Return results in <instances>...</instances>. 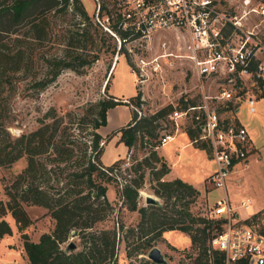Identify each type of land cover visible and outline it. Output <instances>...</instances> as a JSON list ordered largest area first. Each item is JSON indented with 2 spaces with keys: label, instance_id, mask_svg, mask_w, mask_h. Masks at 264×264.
I'll list each match as a JSON object with an SVG mask.
<instances>
[{
  "label": "rangeland",
  "instance_id": "1",
  "mask_svg": "<svg viewBox=\"0 0 264 264\" xmlns=\"http://www.w3.org/2000/svg\"><path fill=\"white\" fill-rule=\"evenodd\" d=\"M80 1L91 19V12L94 8L93 0ZM252 1L258 3L259 0ZM53 12V10H48L45 13L48 24L43 38H37L30 31L27 32L29 24L15 26V31L2 32L0 48L8 52L12 58L8 67L0 68L1 143H7L20 133L34 129L39 124L38 118L50 106H54L58 115L63 116L64 123L70 126L69 131L73 133V137L77 140L81 139L86 126L84 123H79V120L84 111L89 114L95 111L91 103L106 97L109 91L117 94L119 98L127 100L139 91V102L121 103L107 111V121L100 128V132L105 135L100 141V144L103 143L104 146L102 160L107 161L122 149V143L113 137L117 135L107 136V134H111L131 118L132 111L129 104L140 117L151 114L169 103L176 108L185 102H200L201 87L191 69L190 59L180 55L186 52L185 43L183 40L175 38L173 30L157 31L147 40L130 41L129 38L119 44L117 36L105 33L94 23H91L90 31L96 33L93 44L96 46L92 48H100L99 57L86 65L81 72L70 68L62 69L54 81L40 89L35 85V80L47 76V58L54 53H59L65 47L69 35L68 28L81 20L84 23L93 22L92 19L88 21L74 15L69 9L58 13ZM94 27L99 31L95 32ZM161 40L167 41L166 48L162 47ZM112 47L115 48L114 53L108 50ZM164 50L168 52V55L158 57L161 68L157 72L147 70L144 80H140L139 74L131 73V66L136 67L135 60H139V58L146 61L151 60ZM17 53L21 54V58H18ZM16 62L20 64V67L14 69L13 66ZM148 68L150 69L149 64ZM105 84H108V87H105ZM213 84L215 87L216 82L213 81L211 86ZM257 107L256 113L249 114L246 112L245 106H241L239 117L251 132L254 148L249 152L245 163L242 162L235 166L226 186L231 199L249 197L252 200L253 211L259 210L258 212H260L264 210V100H260ZM224 115L229 116V112H225ZM184 120L179 119L180 126L176 132L174 122L170 117L166 121L161 120L167 130L175 132L174 140L165 145H159L155 149L158 154L164 155L169 165L175 161L170 166L171 169L165 179L182 176L192 181L200 189L195 199L190 201L189 211L193 216L206 218L205 214H207L209 204L220 196L221 191L211 188V184L207 180V174L214 166L208 156L207 148L196 145L200 142L181 146L190 138L188 136L190 125L188 121L183 122ZM144 138H147V135H144ZM148 148L137 140L129 154L125 156L124 167L118 173L120 176H118V182L109 183L111 186L108 185L107 195L115 204V211L110 219L97 223L98 227L112 225L115 214L121 217L125 224L137 222L139 216L137 211L119 208L117 187L119 182L123 181L121 177L129 178L135 174L132 166H135L138 160L148 154ZM25 163V158L21 157L9 165H0V196L3 198L0 202L5 205V212L0 214V218L7 220L12 229L11 234L0 239V259L6 257L11 261H17L16 264L28 263L23 248L22 232L34 240L38 239L42 232L50 231L54 225V219L46 207L21 201L22 207L30 218V223L20 231L18 223L6 206L10 199L8 191H15V175L24 167ZM155 164L156 166L160 165L158 161ZM156 186L157 182L152 178L149 170L146 171L144 183L139 189L142 191H139V205L147 204L145 203L146 194H152L158 198L161 204H165V199L155 192ZM113 191L116 193L115 196H112ZM187 199L189 197H185L182 201ZM173 200V198L169 200L166 208H171ZM179 204L181 203H176L175 206L177 207ZM246 214L244 210H241L242 216H246ZM258 214L260 215L257 220L262 224L264 222L263 213ZM165 232L163 231L155 240L154 246L160 248L167 260L166 264H191L193 256L197 254V248L191 245L188 233L178 229H169ZM68 240L79 243V238L75 235L70 236ZM117 253V264H131V262L144 264L142 258L151 264H162L149 259L147 253L128 257L124 240H120Z\"/></svg>",
  "mask_w": 264,
  "mask_h": 264
},
{
  "label": "trees",
  "instance_id": "2",
  "mask_svg": "<svg viewBox=\"0 0 264 264\" xmlns=\"http://www.w3.org/2000/svg\"><path fill=\"white\" fill-rule=\"evenodd\" d=\"M67 9L78 17L91 20L80 0H3L0 2V38L3 31H15V26L20 24H29L26 31L43 38L48 24L46 11L58 13ZM91 23L81 20L68 28L65 47L47 58V76L35 80L37 87H46L64 68L81 72L99 57L100 48H92L96 46L93 45L96 33L90 31ZM98 28L94 27V31L98 32ZM108 50L115 52L114 47ZM17 55L21 58V54ZM11 58L8 52L0 48L1 69L8 67ZM19 67L18 62L13 66L14 69ZM139 97V91L127 101L114 99V95L107 93L106 97L91 103L95 111L91 114L84 111L80 117L79 123H84L86 127L78 140L69 131L70 126L64 123L63 116L58 115L54 106H50L38 118L39 124L34 129L20 133L7 143L0 142V165H9L21 157L26 161L15 175V191H8L10 199L6 204L19 230L22 231L30 223L21 201L46 207L54 219L53 228L42 232L37 240L30 239L22 232L27 264H117L120 240H124L128 257L138 256L147 253L162 232L169 229L188 233L191 245L197 248L191 264L221 263L219 250L211 248L209 240L221 228L222 220L191 214L189 203L199 194V190L179 177L163 179L170 165L153 148L161 129L166 128L161 120H168L174 109L170 103L140 117L132 109L130 121L107 134L110 136L120 132L119 140L128 148L137 140L149 148L148 154L132 166L135 174L129 178L121 177L124 181L119 182L117 187L119 208L137 211V222L125 224L115 214L112 225L97 226V223L110 219L115 211V204L107 196V188L109 183L118 182V173L125 161V157H119L110 164L102 163L103 143L100 144V141L104 137L98 128L106 123L110 107L139 102ZM187 103L178 108H183ZM198 132L199 128L189 126L191 140ZM196 145L206 147L204 143ZM157 161L159 166L155 164ZM148 170L157 182L155 192L165 199V204L139 205V189ZM185 197L189 199L182 201ZM171 198L174 199L171 208H166ZM176 203L181 204L176 207ZM4 212L5 205L0 202V214ZM258 213H263L264 217V210ZM258 213L251 215L247 221L259 223ZM259 229L264 233V222L259 223ZM11 231L8 221L0 218V238L11 234ZM72 235L79 238V243L74 241L76 246L66 249L68 238ZM142 263L151 264L144 258Z\"/></svg>",
  "mask_w": 264,
  "mask_h": 264
},
{
  "label": "built area",
  "instance_id": "3",
  "mask_svg": "<svg viewBox=\"0 0 264 264\" xmlns=\"http://www.w3.org/2000/svg\"><path fill=\"white\" fill-rule=\"evenodd\" d=\"M93 4V23L117 36L119 44L129 38L147 40L162 30H173L175 38L184 41L186 52L180 55L190 59L201 87V99L174 108L169 117L175 132L180 118L199 128L191 142L204 143L214 163L207 180L221 194L209 204L205 217L221 219L222 223L209 240L211 248L219 250L220 264H264V233L259 223L247 221L259 210L253 211L249 197L231 199L226 186L235 166L245 163L254 148L250 130L239 117L241 106L254 114L257 103L264 100V2L93 0ZM166 44L161 40L163 48ZM167 55L164 50L151 60L139 58L131 71L144 80L147 70L157 72L161 68L158 57ZM213 81L215 87L211 86ZM175 132L162 128L154 148L170 141ZM241 210L246 216L241 215Z\"/></svg>",
  "mask_w": 264,
  "mask_h": 264
},
{
  "label": "crops",
  "instance_id": "4",
  "mask_svg": "<svg viewBox=\"0 0 264 264\" xmlns=\"http://www.w3.org/2000/svg\"><path fill=\"white\" fill-rule=\"evenodd\" d=\"M130 71H131V68H130ZM131 73H133V75H134V72H132L131 71ZM109 93H111L112 95H114V97H117V98H119L118 97V95L117 94H115L114 92H112V91H109ZM135 95V94H134ZM133 96V95H132ZM131 97V96H130ZM121 99V98H120ZM123 100L124 99H126V98H122ZM118 105V104H117ZM116 106V105H115ZM129 106H130V109H131V111H132V106H131V104H129ZM113 107V106H112ZM111 108V107H110ZM109 108V109H110ZM108 111V110H107ZM130 119L131 118H129V119H127L126 121H125V123L124 124H126L127 122H129L130 121ZM183 122H185V121H183ZM124 124H122V125H124ZM121 125V126H122ZM100 128H101V126L98 128V131L100 132ZM119 128V127H118ZM101 133V132H100ZM251 133V132H250ZM101 135L102 136H105L104 134H102L101 133ZM114 135H117V136H113L114 137V139H118V141L119 142H121L122 143V149H120V151L117 153V154H115L111 159H109V160H105V161H103L102 160V154H103V151H102V153H101V157H100V159H101V161H102V163L103 164H110L111 162H113L114 160H116L117 158H119V157H125L126 155H128L129 154V152H130V150H131V148H128L122 141H120L119 140V137H120V132H117L116 134H114ZM189 136V135H188ZM112 137V138H113ZM174 140V137L170 140V141H168L167 143H169V142H171V141H173ZM107 142V141H106ZM167 143H165V144H167ZM190 144V143H192L191 142V139L190 138H188V140H187V142L186 143H184V144H182L181 146H183V145H185V144ZM106 144V143H105ZM104 144V145H105ZM165 144H162V145H165ZM104 147V146H103ZM207 153H208V151H207ZM159 155H161L162 157H164V155L163 154H161V153H159ZM208 156H209V154H208ZM210 157V156H209ZM165 158V157H164ZM211 159V158H210ZM213 162V161H212ZM175 163V161H173L171 164H170V166H172L173 164ZM213 165H214V163H213ZM213 168H214V166H213ZM213 168L212 169H210V171L208 172V174L213 170ZM170 169H171V167H170ZM169 172V171H168ZM167 172V173H168ZM166 173V174H167ZM166 174L163 176V179H165V177H166ZM207 174V175H208ZM179 178H181L182 180H184V181H186V182H188V183H191L193 186H195L193 183H192V181H190V180H188V179H186V178H184V177H182V176H178ZM174 178V177H173ZM109 186H111V185H109ZM109 186H108V188H109ZM113 187V186H112ZM196 187V186H195ZM108 188H107V191H108ZM198 190H200L198 187H196ZM114 189V188H113ZM140 191V190H139ZM140 192H142V191H140ZM116 195V193H115V191H113V195L112 196H115ZM108 196V195H107ZM108 198L110 199V196H108ZM170 230H175V229H170ZM167 231V230H166ZM165 232V231H164ZM166 233V232H165ZM5 235H8V234H5ZM5 235H3V236H5ZM2 236V237H3ZM1 237V238H2ZM39 237V236H38ZM0 238V239H1ZM169 239V238H168ZM189 239H190V237H189ZM34 240H37V239H34ZM7 243V242H6ZM6 253L8 254V251H6ZM6 254V255H7ZM6 261H11V259H8V258H6V257H2L1 259H0V264H2L3 262H6ZM15 263H17V261H15V260H13Z\"/></svg>",
  "mask_w": 264,
  "mask_h": 264
},
{
  "label": "water",
  "instance_id": "5",
  "mask_svg": "<svg viewBox=\"0 0 264 264\" xmlns=\"http://www.w3.org/2000/svg\"><path fill=\"white\" fill-rule=\"evenodd\" d=\"M247 1V0H246ZM145 203H151V204H157L160 205V201L158 200L157 197L153 196L152 194H146L145 195ZM76 246V243L73 240H69V242L66 245V249H72ZM147 257L151 259L152 261L156 263H162L166 264L167 260L165 256L163 255L162 251L158 246H152L148 251H147ZM2 264H16L14 261H6L3 262Z\"/></svg>",
  "mask_w": 264,
  "mask_h": 264
}]
</instances>
